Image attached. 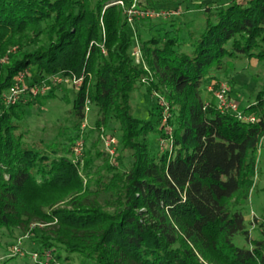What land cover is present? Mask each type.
<instances>
[{
  "label": "trees",
  "instance_id": "1",
  "mask_svg": "<svg viewBox=\"0 0 264 264\" xmlns=\"http://www.w3.org/2000/svg\"><path fill=\"white\" fill-rule=\"evenodd\" d=\"M117 1L129 4L0 0V241L5 232L56 221L34 228L33 241L58 263L77 255L84 264H264V241L251 239L241 212L264 138V87L241 110L253 123L202 98L203 89L220 85L211 72L223 71L226 59L264 64V0L206 6L200 28L186 34L182 24L147 17L129 24ZM140 28L155 35L142 38ZM135 48L139 61L131 56ZM28 69V87L59 72L85 78L69 112L73 139L26 141L32 98L7 106L1 95ZM142 87L157 97L146 120L131 104ZM86 99L95 125L111 133L117 124L120 136L112 161L91 143L79 170L71 151ZM160 101L170 113L165 122ZM151 135L166 139L167 149L153 154ZM47 191L64 194L32 203ZM59 200L63 205L53 208ZM236 234L247 247L232 242Z\"/></svg>",
  "mask_w": 264,
  "mask_h": 264
},
{
  "label": "rangeland",
  "instance_id": "2",
  "mask_svg": "<svg viewBox=\"0 0 264 264\" xmlns=\"http://www.w3.org/2000/svg\"><path fill=\"white\" fill-rule=\"evenodd\" d=\"M235 1L244 3L247 0ZM228 2L229 0H129V4H127L125 1H117L115 4H117L119 8L122 9V11L127 15V22L129 24H132L133 17H147L150 20H155V23L161 21V23L168 22L180 26L182 24L183 28L180 32L186 34L187 30L193 31L200 28L204 19V15L202 12V9H204V7L208 6L210 8H218L221 6H225ZM142 7H145L146 9H148V11L145 12L144 10H139L140 8L143 9ZM102 32L104 35L103 26ZM153 33L154 31L147 33L144 29L140 28L139 36L145 38L148 35H155ZM188 44L182 46L183 52L188 53L191 51V47ZM135 49L131 51V56L133 58H135V56L133 55ZM138 55V58H140V51L138 52ZM61 73L63 72L44 77L42 79L45 86L47 85L45 92H39L37 96L33 97L31 93L28 94V92L26 91L27 93L19 96L20 99L21 97H25L27 98V101L30 98H32L33 100L32 104L25 106L26 116L23 122V126L27 132V142L43 140L46 144L53 142L61 143L65 142L68 138L73 139L77 134V130L72 127L73 118L69 114L72 108V101L76 93V88L73 87V83H59V80H56V83H54L52 78L60 75L62 76L64 74ZM22 74L24 75L23 81L26 84V79L30 78L31 76L30 69L24 70L18 78H20ZM211 74L219 78L218 80L220 81V83H225L228 85L229 97L237 103L240 110H243L249 102L251 103L254 100L256 93L264 87V64L258 63L254 60L248 61L226 59L224 70L220 72H211ZM66 75L80 77L75 74ZM22 78L23 77H21V79ZM50 78L52 79V82H49V80H51ZM87 81L88 82L85 86L86 90L88 89L89 79ZM230 82H233L232 86L230 85ZM83 85L84 80L80 86ZM49 93L53 96L47 97L46 95ZM214 93L215 89L213 86L208 87L207 89H203V100L205 102L215 103ZM6 94L7 92H4L1 95V101L3 103L5 101L4 97ZM156 103L157 97L155 94H149L148 92H146L144 87L138 89L133 94V99L131 101L134 116L141 120L148 119L149 112L155 108ZM162 103L163 102H161V105ZM88 109L89 111L86 112L85 117L83 116L85 121V128L82 132H79V135L80 133H82L81 135L83 141L82 152L79 156L80 161L83 160L85 151L91 149V143L95 144V149H97L98 151L108 154V152L106 151V147H108L106 146L107 138L114 139V145H110L109 148L112 147V149L114 150V155H116L118 152V140L120 136L117 124H114L111 133L108 132L106 127L104 126L97 127L95 125L96 114L93 111L91 103H89ZM161 112L162 118H164L163 114H166L169 117L170 113L168 106L163 105ZM170 132V128H168L167 135H170ZM56 139L57 141H55ZM148 142L150 144V150L153 154H155L156 152H163L167 149L168 144L166 143V139L160 140L157 139L156 136L151 135L148 137ZM71 153V157H74L72 151ZM113 156L109 155L110 161H112ZM125 162L126 159H124L123 163ZM78 167L80 170L82 167V162ZM85 183L86 180L83 178V184L85 185ZM253 183L254 184L249 193L248 200H246V202H243V204L241 205V212L245 220V227L248 230L251 239L264 241V233L262 232V230H264V227L261 228L259 226V223H263L264 226V138L259 139L257 145L256 172ZM63 194L64 192H41L36 195L37 199H34L32 203H37V201L40 200L53 201L55 199H58ZM63 203L64 201L59 200L54 204L53 208L62 206ZM255 218L258 219V222H255ZM54 223H56V221H53L51 223L38 221L31 223L29 225V229H27L23 233L20 232V230H15L12 233L5 232L0 241V262L9 259L8 264H84V260H82L81 257L77 255H72L69 263H58L57 260L51 257L48 251L40 254L39 252H37V250H35L36 242L33 241V229H46L48 225ZM38 230H35V233H37V235L39 234ZM232 242L238 247L248 246L246 240L240 234L234 235L232 238ZM36 252L38 254L35 255ZM49 259L52 260V262H48Z\"/></svg>",
  "mask_w": 264,
  "mask_h": 264
},
{
  "label": "built area",
  "instance_id": "3",
  "mask_svg": "<svg viewBox=\"0 0 264 264\" xmlns=\"http://www.w3.org/2000/svg\"><path fill=\"white\" fill-rule=\"evenodd\" d=\"M138 49H135L133 52V55L135 56L136 60L139 61L138 59ZM19 77V76H18ZM16 78L14 83L9 87V89L6 91L7 94L5 95V101L4 103L8 106V105H13L16 101H18L20 99L19 96L23 95L24 93H27L31 95H33V97L37 96V94L39 92H45L47 85L45 86V84L43 83V81H41L39 84L33 85L31 87H28L24 80V75L22 74L21 77H23L21 79L20 78ZM51 79V78H50ZM54 83H56V80H59L58 82H64V83H73V87H75L77 90L81 83L84 80V77L80 76V77H74V76H67V75H60V76H56L54 78H52ZM52 79L49 80V82H52ZM55 79V80H54ZM21 86V87H20ZM21 88V89H20ZM23 89V90H22ZM27 91V92H26ZM229 87L227 84L225 83H220V85L218 86L217 89H215V93H214V97H215V106L217 108V110L220 113H231L233 115H235L236 119L242 122H247V123H253L255 121V117L253 116H247L245 115V113H243L237 103L231 99L229 97ZM19 97V99H18ZM18 99V100H17ZM160 101V105H161ZM89 100L86 99L84 104H83V113H84V117L87 111H89L88 107H89ZM166 106V104H164V102L162 103V107ZM161 107V108H162ZM164 118H163V122H165V120L167 119L168 115L163 114ZM84 121V118H83ZM81 123L80 126V131L82 132L83 129L85 128L84 123L85 121ZM82 133H80V135L78 136L77 140L75 141L73 148H72V152L74 154V161H80L79 156L81 155L82 152V148H83V141H82ZM104 141V140H103ZM105 143V142H104ZM115 141L113 138H107L106 140V151L108 152L109 155L113 156L114 155V150L112 149V147L109 148L110 145H114ZM257 219V218H255ZM253 222V220H252ZM256 222V221H255ZM17 248V247H15ZM16 254V253H15ZM36 255V254H35Z\"/></svg>",
  "mask_w": 264,
  "mask_h": 264
},
{
  "label": "crops",
  "instance_id": "4",
  "mask_svg": "<svg viewBox=\"0 0 264 264\" xmlns=\"http://www.w3.org/2000/svg\"><path fill=\"white\" fill-rule=\"evenodd\" d=\"M245 221V220H244Z\"/></svg>",
  "mask_w": 264,
  "mask_h": 264
}]
</instances>
